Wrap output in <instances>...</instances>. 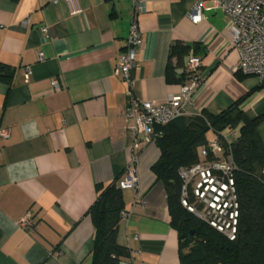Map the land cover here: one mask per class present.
I'll use <instances>...</instances> for the list:
<instances>
[{
  "label": "crops",
  "instance_id": "0c3cea01",
  "mask_svg": "<svg viewBox=\"0 0 264 264\" xmlns=\"http://www.w3.org/2000/svg\"><path fill=\"white\" fill-rule=\"evenodd\" d=\"M77 1L82 10L71 15L67 0H0V63L12 70L9 81L0 79V125L10 129L0 138V264H91L89 209L98 187H118L131 154L139 184L121 190L129 215L120 217L116 239L130 253L117 264H180L167 195L151 169L160 149L152 142L131 151L126 92L157 102L178 95L191 54L201 58V82L182 105L185 117L218 115L242 98L243 112L258 117L264 86L236 76L239 52L221 9L189 18L196 0H142L143 42L130 86L113 70L126 47L132 0ZM176 43L188 50L172 52ZM256 132L264 145V117ZM26 213L34 224L22 228Z\"/></svg>",
  "mask_w": 264,
  "mask_h": 264
},
{
  "label": "trees",
  "instance_id": "16d2710c",
  "mask_svg": "<svg viewBox=\"0 0 264 264\" xmlns=\"http://www.w3.org/2000/svg\"><path fill=\"white\" fill-rule=\"evenodd\" d=\"M187 50L188 47L180 43L172 46V52L178 55ZM167 68L171 75L169 63ZM11 74L10 67L0 63V79L9 81ZM236 76L245 77L239 72ZM168 79L178 81L172 76ZM262 86L264 80L257 88ZM242 99L218 115L204 112L179 116L162 127V134L155 140L160 157L151 169L167 195L170 224L179 239L180 264H264V145L256 132L264 114L249 118L240 108ZM226 128H236L239 132L230 148L235 165L232 175L237 203L233 238L188 209L187 206H191L201 213L204 207L191 186L187 188V205H183L182 180L178 174L179 169L199 162L198 150L206 145L210 133ZM122 209L121 189L114 183L98 187L96 201L89 209L94 224L91 264H117L129 256V249L119 245L116 239Z\"/></svg>",
  "mask_w": 264,
  "mask_h": 264
},
{
  "label": "built area",
  "instance_id": "2783aa9c",
  "mask_svg": "<svg viewBox=\"0 0 264 264\" xmlns=\"http://www.w3.org/2000/svg\"><path fill=\"white\" fill-rule=\"evenodd\" d=\"M57 0H52L56 3ZM132 15L130 18L126 47L120 53L113 73L124 77L131 86V71L135 65V53L142 45V37L138 27L137 14L143 10L142 0H132ZM69 13L76 15L81 12L77 0H67ZM202 9H221L228 17L227 30L231 35V43L239 52V63L236 67L244 75L255 76L259 81L264 80V0H196L189 18L192 21L201 19L199 12ZM45 35L46 28L41 27ZM43 57V53H39ZM201 58L191 54L186 70L189 75L188 83L181 84L178 95H170L163 102L154 100H140L134 96L131 88L126 92L127 106L124 112L126 129L133 137L131 151L142 145L155 142L162 134L161 128L175 118L182 116V105L201 82L199 74ZM31 71L26 67L24 77L29 79ZM55 90L60 86L57 81L52 82ZM236 128H226L221 132H213V136L206 145L198 150L199 162L181 168L178 174L182 180L181 201L187 205V188H193L194 195L203 203L201 213L187 206L201 218L220 231H224L231 238L234 237L237 217V203L234 194L232 171L235 165L230 148L231 138L237 134ZM10 129L0 125V138L7 139ZM234 138V139H235ZM136 154H131L130 161L125 169L124 176L117 183L119 189L137 188L139 184L136 175ZM128 211L122 210L120 217L127 218ZM22 228L32 227L34 221L31 213H26L19 222Z\"/></svg>",
  "mask_w": 264,
  "mask_h": 264
},
{
  "label": "water",
  "instance_id": "95a60500",
  "mask_svg": "<svg viewBox=\"0 0 264 264\" xmlns=\"http://www.w3.org/2000/svg\"><path fill=\"white\" fill-rule=\"evenodd\" d=\"M103 207H104V202L101 203V209H103Z\"/></svg>",
  "mask_w": 264,
  "mask_h": 264
},
{
  "label": "rangeland",
  "instance_id": "374dc122",
  "mask_svg": "<svg viewBox=\"0 0 264 264\" xmlns=\"http://www.w3.org/2000/svg\"><path fill=\"white\" fill-rule=\"evenodd\" d=\"M211 134V133H210Z\"/></svg>",
  "mask_w": 264,
  "mask_h": 264
}]
</instances>
